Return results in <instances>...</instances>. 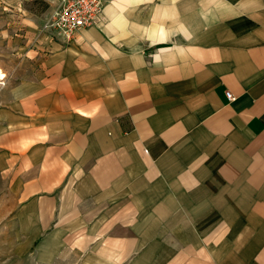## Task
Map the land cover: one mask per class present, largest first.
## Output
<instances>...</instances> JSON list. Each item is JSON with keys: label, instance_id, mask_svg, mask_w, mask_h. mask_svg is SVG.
Here are the masks:
<instances>
[{"label": "crops", "instance_id": "crops-1", "mask_svg": "<svg viewBox=\"0 0 264 264\" xmlns=\"http://www.w3.org/2000/svg\"><path fill=\"white\" fill-rule=\"evenodd\" d=\"M35 31L1 73L0 242L264 264V0H106L70 42Z\"/></svg>", "mask_w": 264, "mask_h": 264}, {"label": "rangeland", "instance_id": "rangeland-1", "mask_svg": "<svg viewBox=\"0 0 264 264\" xmlns=\"http://www.w3.org/2000/svg\"><path fill=\"white\" fill-rule=\"evenodd\" d=\"M60 0H0V72L13 69L18 63L17 41L19 35H23L29 27L39 28V32L32 33L31 39L39 37L42 31L56 38L55 34L46 31L43 27L48 22L52 10L59 4ZM106 4V3H105ZM8 31V33L6 32ZM41 30V31H40ZM57 39V38H56ZM5 74V73H2ZM3 78L5 77L2 76ZM0 83H2V79ZM9 237H3L0 242V264H70L67 261L58 260L57 256L52 258H41V261H33V255L20 251L21 247L17 239L10 232ZM24 248V245H21ZM26 248L29 245L26 243ZM45 249V246L43 247ZM49 257V255H45Z\"/></svg>", "mask_w": 264, "mask_h": 264}, {"label": "built area", "instance_id": "built-area-1", "mask_svg": "<svg viewBox=\"0 0 264 264\" xmlns=\"http://www.w3.org/2000/svg\"><path fill=\"white\" fill-rule=\"evenodd\" d=\"M105 3L106 0H60L44 29L58 40L70 42L81 28L98 23ZM227 96L235 99L230 92Z\"/></svg>", "mask_w": 264, "mask_h": 264}, {"label": "bare ground", "instance_id": "bare-ground-1", "mask_svg": "<svg viewBox=\"0 0 264 264\" xmlns=\"http://www.w3.org/2000/svg\"><path fill=\"white\" fill-rule=\"evenodd\" d=\"M3 75L1 74V72H0V78L2 77Z\"/></svg>", "mask_w": 264, "mask_h": 264}]
</instances>
